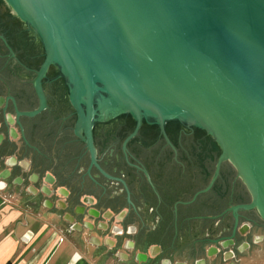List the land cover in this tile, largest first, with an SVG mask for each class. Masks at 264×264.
Segmentation results:
<instances>
[{"label": "water", "instance_id": "water-1", "mask_svg": "<svg viewBox=\"0 0 264 264\" xmlns=\"http://www.w3.org/2000/svg\"><path fill=\"white\" fill-rule=\"evenodd\" d=\"M4 1L38 31L45 49L34 81L41 104L23 115L47 106L42 81L55 64L73 83L71 103L94 160L96 106L104 119L131 114L135 130L129 139L154 118L173 154L192 157L220 199L208 208L170 206L165 214L171 221L163 223L156 211L148 214L146 226L137 227L142 235H157L147 242L161 253L127 263L110 250L97 251L94 235L85 243L73 232H82L81 225L70 230L73 217L52 207L49 189L34 195L28 175L20 185L4 160L0 195L54 225L93 264H264V0ZM2 39L0 60L7 44ZM8 120L15 122L11 114ZM170 121L186 124L180 139L192 142L174 145L166 130ZM11 134L17 136L14 127ZM225 167L231 174L224 185ZM83 228L92 231L94 225L85 222ZM246 229L255 242L232 259L235 249L249 247L246 241L237 248Z\"/></svg>", "mask_w": 264, "mask_h": 264}, {"label": "flooded vegetation", "instance_id": "flooded-vegetation-1", "mask_svg": "<svg viewBox=\"0 0 264 264\" xmlns=\"http://www.w3.org/2000/svg\"><path fill=\"white\" fill-rule=\"evenodd\" d=\"M0 35L7 41L2 39L5 52L0 60V162L10 164L8 169L15 174L14 180L21 178L20 185L28 175L31 183L27 188L32 186L34 195L45 194L43 189L48 188L45 195L52 207H60L64 216L73 217L70 230L74 224L81 225L82 232H73L85 238V243L94 235L97 251L110 250L113 258L127 263L132 259L146 261L149 255L160 254L161 247L148 244L152 233L142 235L137 222L146 226L148 214L155 211L157 222L163 223L166 217L171 221L169 211L165 214L170 206L195 207L201 203L208 208L214 199H220L219 195L214 197V187L208 186L206 175L197 171L192 157L182 156L179 150L173 154L159 135L154 118L129 139L135 130L132 115L104 119L96 106L94 160L85 127L71 103L73 83L55 64L42 81L47 106L35 115H23L41 104L34 81L45 58L44 44L38 31L21 21L4 0H0ZM8 114L15 119L14 124ZM13 127L17 136L11 134ZM185 128L189 127L176 121L166 124L174 145L192 142L180 139ZM225 170L224 185L225 174H231ZM92 209L97 215L90 214ZM85 222L92 223L94 230L83 228ZM245 231L243 235L239 230L244 239L237 248L246 241L249 247L243 252L235 249L232 259L244 255L255 242L253 236H246L249 229Z\"/></svg>", "mask_w": 264, "mask_h": 264}, {"label": "crops", "instance_id": "crops-1", "mask_svg": "<svg viewBox=\"0 0 264 264\" xmlns=\"http://www.w3.org/2000/svg\"><path fill=\"white\" fill-rule=\"evenodd\" d=\"M0 264H93L54 225L0 195Z\"/></svg>", "mask_w": 264, "mask_h": 264}]
</instances>
